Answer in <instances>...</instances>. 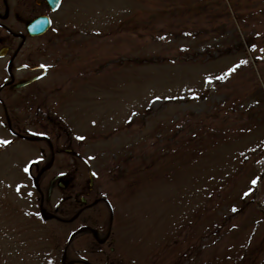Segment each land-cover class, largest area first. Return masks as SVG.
Returning a JSON list of instances; mask_svg holds the SVG:
<instances>
[{
  "label": "rangeland",
  "instance_id": "rangeland-1",
  "mask_svg": "<svg viewBox=\"0 0 264 264\" xmlns=\"http://www.w3.org/2000/svg\"><path fill=\"white\" fill-rule=\"evenodd\" d=\"M0 39L9 54L19 42ZM31 61L46 75L0 95L10 124L60 149L50 173L81 166L76 190L109 200L112 227L108 245L75 234L61 260L83 221H40L32 176L49 145L11 141L0 105V264H264V0H63L13 65ZM95 208L81 218L101 237Z\"/></svg>",
  "mask_w": 264,
  "mask_h": 264
},
{
  "label": "flooded vegetation",
  "instance_id": "flooded-vegetation-1",
  "mask_svg": "<svg viewBox=\"0 0 264 264\" xmlns=\"http://www.w3.org/2000/svg\"><path fill=\"white\" fill-rule=\"evenodd\" d=\"M62 1H60L59 6L57 9L52 10L47 2V0H0V30H4L7 32L8 36H11L15 40H19L18 44L16 47L13 49L12 53L9 54L10 48L12 46V41H7L0 39V45L1 47H7V54L4 56L6 57L8 54V61L6 63L5 67V72L6 76L3 78L2 82L0 83V95L2 93H8L10 91H18L29 84H32L33 82L43 78L46 75V68L40 64L37 63H32L29 62V64H24V63H19L17 65H13V62L21 51L24 43L26 42V33H25V25L26 23L33 18L34 16L37 15H46L51 22V17L52 14L55 13L61 6ZM37 7V13H32V8ZM14 16V23L12 24H5L4 21L8 20L9 16ZM34 15V16H33ZM20 28L24 30V34L20 33H13L11 32L14 28ZM50 28V27H49ZM3 44V45H2ZM38 51V50H36ZM26 70L28 72H31L32 74L29 75L28 77L22 79L23 80H31L39 75L42 74L41 77L36 78L32 82L28 83L27 85H24L23 87L15 88L13 85L21 80L15 81L13 77L14 71H23ZM0 105L2 106L5 114V120L8 121L10 125V118L6 112L4 103L2 101V97L0 96ZM39 113L37 114V118ZM44 117V115H42ZM39 121L40 119H36V123L34 124L35 126H39ZM7 125V124H6ZM7 127V126H6ZM9 133L12 135L14 139H23L24 137H28L23 135V129L21 126H10L7 128ZM28 138H32V142H46L49 145V151H50V158L48 162L42 166H37L38 163H34V168H35V175L36 177L32 176V180H40V182L44 181V188H46V195L43 196L42 191L39 190L37 185L35 184V190L36 193L38 194L37 201H38V215L39 218L42 222H46L48 220H57L65 224H71L75 222L76 220L80 219L83 221V223L79 224L70 234L68 235V238L72 237L75 234H78L80 231L86 230L87 233L90 235V237L94 240V242L97 245H108V239L110 236V231L112 227V207L110 205L109 200L104 199L102 197H96L90 202H86L85 198L82 195H79L80 191L76 190V184H75V176L77 173L82 172L81 166H74V167H67L64 168L63 170L57 171L50 173L53 170V158L54 154L60 152V149H55V147L50 143V140L46 136H31ZM66 152H70L71 150L69 148L65 149ZM85 167H83L84 171L86 174L89 176L90 173V168L87 163H85ZM30 170H32L31 166L29 167ZM89 180V179H88ZM58 189L62 195L59 199L58 202H56L53 206V213L45 215L44 214V209L43 206H46L48 202L50 201V196L52 192ZM92 189V181H88V189L87 192H90ZM79 195V198L77 199L76 196ZM71 201V203H69ZM64 202H68V204L65 205V207L62 208V204ZM101 206L104 209V206L106 207L108 214H109V221L107 222L106 225V231L101 237H98V233L100 231V228L96 226L91 222L90 224H85L83 218H81V215L84 211H102L97 207V205ZM61 208V210H60ZM61 211V214L63 213L64 215H70L68 218H61L57 217L55 213H58ZM92 212V213H93ZM98 224V220H97ZM67 238V239H68ZM67 241V240H66ZM66 244V243H65ZM65 246V245H64ZM101 249V248H100ZM99 249V250H100ZM108 249L110 251L113 250L112 246H108ZM101 251V250H100ZM67 253V248L65 249V257ZM109 255L108 253L104 254V261L103 262H98V263H91V262H85V260H77V259H70L68 264H114L113 260H109Z\"/></svg>",
  "mask_w": 264,
  "mask_h": 264
},
{
  "label": "water",
  "instance_id": "water-1",
  "mask_svg": "<svg viewBox=\"0 0 264 264\" xmlns=\"http://www.w3.org/2000/svg\"><path fill=\"white\" fill-rule=\"evenodd\" d=\"M60 0H47L52 9H55ZM49 27V19L46 16H37L30 20L26 25V31L30 36L40 35ZM7 51V48L0 49V56H3ZM27 82L17 83L15 87H21Z\"/></svg>",
  "mask_w": 264,
  "mask_h": 264
},
{
  "label": "snow or ice",
  "instance_id": "snow-or-ice-1",
  "mask_svg": "<svg viewBox=\"0 0 264 264\" xmlns=\"http://www.w3.org/2000/svg\"><path fill=\"white\" fill-rule=\"evenodd\" d=\"M4 143H7V141H4ZM253 183H255V181H253Z\"/></svg>",
  "mask_w": 264,
  "mask_h": 264
}]
</instances>
